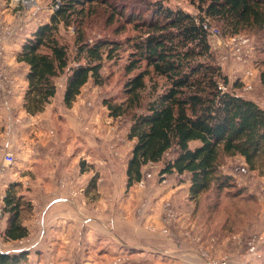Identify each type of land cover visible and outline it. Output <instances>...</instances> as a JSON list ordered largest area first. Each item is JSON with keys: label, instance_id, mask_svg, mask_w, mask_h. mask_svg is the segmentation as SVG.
Returning <instances> with one entry per match:
<instances>
[{"label": "rangeland", "instance_id": "1", "mask_svg": "<svg viewBox=\"0 0 264 264\" xmlns=\"http://www.w3.org/2000/svg\"><path fill=\"white\" fill-rule=\"evenodd\" d=\"M55 1L0 0V147L4 146L3 135L9 122V106L14 115L19 102L23 101L20 92L24 88V74L28 66L16 61L15 53L20 48L17 51L15 48L21 47L38 25L49 20ZM108 1L120 3V0ZM124 1L135 3L136 7L141 8L146 5L144 0ZM163 2L172 8L196 12L189 0ZM110 11L111 8L105 3L95 2L92 5V13L86 24L89 41L100 37L125 39L129 34H134L131 31L116 34L114 30L120 22L116 20L114 24L108 23ZM212 27L220 31L217 35H210V42L217 63L230 80L229 89L255 100L264 108V84L259 76L258 60L261 55L258 52V35L243 31L229 36L224 35L216 23ZM74 30V26H61L62 40L68 45L72 58L75 55ZM121 54L118 59L105 61L101 69L103 83L95 84L90 79L72 107H66L58 95L53 105L48 107V117L40 120L37 131L43 138V156L39 157L32 172L38 173L41 184L57 187L74 180L80 181L77 183L80 186L86 179L90 181L92 173L97 174L96 190L89 194L94 204H88L89 210L84 206L78 210L74 208L71 218L47 214L44 225L41 219L39 222V212L31 210L24 214V218L29 221L33 235L13 242L4 238V230L0 227V251L28 250L29 255L23 264H126L127 253L130 252L128 249L132 248L120 246L115 235H125L134 240L138 232L135 233L133 226L155 230L150 215L156 212L163 223L161 232L168 234L171 229L172 233L175 225H179L177 230H189L184 231L185 236L189 237L187 233H190L189 239L197 243L201 253L213 264H264V174L249 170L240 156H227L221 164V170L233 176L235 187L224 189L221 196L213 188L205 192L198 203L189 199V177L186 174L179 176L174 173L164 179L159 176L162 162L145 165L143 179L130 188L126 186V166L134 143L128 137L131 119L128 115L114 118L104 104L106 98L120 100L123 96L126 54ZM66 78L67 73L55 78L58 89L65 85ZM12 128L16 131V124ZM32 131L24 133V137H31ZM14 138H17V132ZM11 146L15 150L16 163L12 169L7 167L0 173H31L27 169V163L30 162L21 156V142H13ZM61 155L62 169L59 167ZM77 165L89 173H79ZM166 184L172 187L181 185L180 196H174L176 194L172 193L171 186L166 187ZM18 190L29 198L28 193H25L28 188L22 182ZM79 192V188L71 190V194L77 197L80 196ZM167 203H170L175 214L168 228L164 220ZM100 208L105 211L102 213L106 214V220H103L105 215H102L101 221L95 217ZM88 214L92 219V222L87 221V225L93 227L92 236H78L76 243H71L67 232L73 229L76 219L81 218L85 223ZM5 218L3 203H0V224ZM120 222L124 225L118 230L116 223L120 225ZM87 227L80 233L87 231ZM102 229L106 231L102 233ZM42 241H45L44 248L37 245ZM119 258L121 261H118Z\"/></svg>", "mask_w": 264, "mask_h": 264}, {"label": "trees", "instance_id": "2", "mask_svg": "<svg viewBox=\"0 0 264 264\" xmlns=\"http://www.w3.org/2000/svg\"><path fill=\"white\" fill-rule=\"evenodd\" d=\"M144 1L141 8L124 0L119 4L61 0L16 54V60L29 68L23 109L31 115L42 112L57 93L55 78L65 73L63 103L72 107L90 79L103 83L105 61L125 53L123 96L106 98L104 104L114 118L131 119L128 137L134 143L126 166L128 188L143 179L145 165L158 162L163 163L162 179L174 173L189 177V199L197 203L213 188L221 196L224 189L235 187L233 176L221 170L227 156H240L249 170L264 174V108L229 89L230 80L210 42L213 23L224 35L257 34L264 84V0H189L195 13L172 8L163 0ZM95 2L111 8L109 24L119 20L116 34H134L89 41L86 24ZM61 26H74L73 58ZM19 185L10 182L3 197L7 218L3 236L11 241L30 235L24 214L33 206ZM96 185L94 174L85 192L96 190ZM27 251H0V264H23Z\"/></svg>", "mask_w": 264, "mask_h": 264}, {"label": "crops", "instance_id": "3", "mask_svg": "<svg viewBox=\"0 0 264 264\" xmlns=\"http://www.w3.org/2000/svg\"><path fill=\"white\" fill-rule=\"evenodd\" d=\"M19 48L21 47L19 46L18 48H15V50L17 51ZM17 52L15 54H17ZM15 59H16V55H15ZM28 69L29 68L27 67V72H28ZM27 72H25L24 74V86H23L24 88H23V91L21 90L22 93L20 92L21 98H23L26 88H27V80H26ZM64 90H65V85L62 86V89L57 88L56 95L45 106V110H43V112L38 113L36 115H31L23 109V101L19 102L20 105L18 106L14 115H12L11 106H9V109H8L9 110V117H8L9 122H8L7 128H5L6 130L4 131V135H3L4 146L0 147V165H2L1 163H3L4 154L8 151L15 152V150H12L13 149V147L11 146L12 143L13 142L15 143L16 141L21 142L22 144L21 147L23 149L21 156H23L26 159V161L28 159V162L30 163L26 162L27 164H29L27 169L31 171V173L28 172L22 175L18 174L19 172L10 173V174L9 172L8 173L5 172L2 174L0 173V197H1L0 203H3L2 198L4 197L6 187L8 186L10 182H13V181L22 182L23 185L26 188H28V192H25V193H28L29 199L33 203L32 211L39 212V222L41 219L42 225H44L43 222L47 214L57 215L59 216V218H61V216L67 215L69 218H71L72 217L71 213L74 212V208L78 210L79 207L84 206L86 210H89L87 208L88 204H94V203H91V198L89 196L90 193L85 192V188L89 182V181L87 182V179H86V182H83V184L80 186H78L77 184L80 181L76 182L73 180V182L65 183V185L63 186L59 184L57 185V187H54L53 185L48 186L47 184H44V185L41 184L42 180H39L38 173L34 171L32 172V169H34V167L39 162V157L43 156L42 154L43 153V138L40 134L37 133V131H39L40 120L42 118L48 117L50 113L48 107L53 105L52 103L58 95L63 100ZM13 124L14 125L16 124V131L13 130L12 128ZM29 130H33L32 133L30 134L31 137L29 138L24 137V133L28 132ZM16 132H17V138L15 139L14 133L16 134ZM62 158L63 156L61 155L59 158L60 160L59 167L61 169L62 167H64ZM13 166L14 165H12L10 168L12 169ZM77 170L79 173L84 172L85 175L89 173L88 170L87 171L82 170L80 165H77ZM64 172L66 173V171ZM93 175L94 174L92 173L89 179ZM35 176H38V178ZM33 178H36V179L34 180ZM62 179L63 177L60 178V180ZM165 186L168 187L171 185L166 184ZM73 188L80 189L81 192H79L80 194L79 197L73 195L74 193L71 194V190ZM171 189H172V193L176 194L174 196L176 197L180 196L181 185L175 184L173 187L171 186ZM169 191L170 190L168 189V192ZM99 193H100V190H99ZM102 211L104 210L100 208L98 215L95 216V217L100 218V221H101L102 215H105L104 219L102 218L103 220L107 219L106 214L102 213ZM150 216L152 217L151 223L154 224L156 227L155 230H151L149 229V227L146 228L144 226L145 224H142L145 227L144 229L146 230L139 229V227L135 228L133 226L135 233L138 232V234H136V238L134 237V240H132L130 237L125 236V235H122V236L115 235L116 240H118V243H120V246H127V247L132 248L131 250L128 249L130 252L127 253L128 262L126 264H213L208 261L207 256L201 253L198 245L196 246L197 243L189 239L190 233H187L188 234L187 236L189 237L185 236L186 234H184L185 233L184 231L189 232V230L187 229L183 231L177 230L179 225L177 226L175 225L172 229V233L170 229V233L165 234L161 232L160 230V227L162 226L163 223L160 219L159 214L155 212V215L153 213V215L151 214ZM95 220L97 221V218ZM6 221H7V218L1 221L0 227L3 230L5 229L6 224H7ZM76 221H77L76 223L73 222L74 224V226H72L73 229H71V231H68L66 234L67 236H69L70 239H72L71 243H74V244L76 243V238L78 236L79 237H82V236L91 237L92 232H93V227H91L90 225H87V221L92 222L90 215L88 218L85 219V223L83 222V219L81 218L76 219ZM24 223L28 226V228H30L29 221L24 220ZM119 224L120 225L116 223L118 230L121 229L124 225L123 222H120ZM76 225L77 226L79 225L78 226L79 228H75ZM86 226H88L86 229L87 231L80 233L81 230H84ZM101 231H103L102 233H104L106 230L102 229ZM32 235L33 233H31L30 231L29 236H32ZM13 242H18V240L13 241ZM37 245H39V247L44 248L45 241H42L41 243L38 242ZM121 249L123 250L124 247ZM232 254L234 255V252Z\"/></svg>", "mask_w": 264, "mask_h": 264}, {"label": "built area", "instance_id": "4", "mask_svg": "<svg viewBox=\"0 0 264 264\" xmlns=\"http://www.w3.org/2000/svg\"><path fill=\"white\" fill-rule=\"evenodd\" d=\"M61 0H56L55 1V6H54V10L57 9L59 7ZM220 31L218 28H210V35H217L219 34ZM16 163V156L14 152L8 151L4 154L3 156V164L0 167V171H3L8 167H11L12 165H14ZM175 218V214L171 208L170 203H167L166 206V211H165V222L167 224V228L170 225V222H172V220ZM118 261H121V258L118 259Z\"/></svg>", "mask_w": 264, "mask_h": 264}]
</instances>
